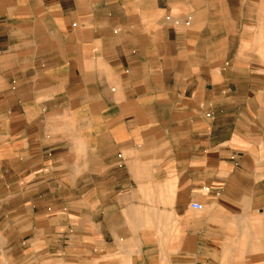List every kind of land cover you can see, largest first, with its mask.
<instances>
[{
    "label": "crops",
    "instance_id": "0c3cea01",
    "mask_svg": "<svg viewBox=\"0 0 264 264\" xmlns=\"http://www.w3.org/2000/svg\"><path fill=\"white\" fill-rule=\"evenodd\" d=\"M0 264H264V0H0Z\"/></svg>",
    "mask_w": 264,
    "mask_h": 264
},
{
    "label": "built area",
    "instance_id": "2783aa9c",
    "mask_svg": "<svg viewBox=\"0 0 264 264\" xmlns=\"http://www.w3.org/2000/svg\"><path fill=\"white\" fill-rule=\"evenodd\" d=\"M193 208H195L196 210H202L203 209V205L201 203H194Z\"/></svg>",
    "mask_w": 264,
    "mask_h": 264
}]
</instances>
